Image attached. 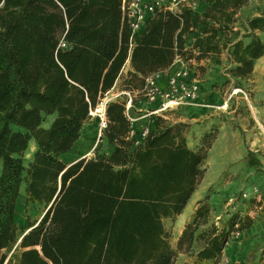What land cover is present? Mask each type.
I'll return each mask as SVG.
<instances>
[{"label":"trees","instance_id":"16d2710c","mask_svg":"<svg viewBox=\"0 0 264 264\" xmlns=\"http://www.w3.org/2000/svg\"><path fill=\"white\" fill-rule=\"evenodd\" d=\"M198 1L197 13L158 12L131 48L123 0H0V264H175L200 237L205 246L197 260L218 264L232 235L253 226L237 211L221 228L212 224L196 236L210 223L204 202L173 249L165 224L184 213L204 180L216 138L205 134L190 148L184 125L171 124L173 114L134 125L118 99L108 105L93 157L70 167L60 159L79 142L93 121L90 110L115 89L128 61L132 72L120 90L138 91L146 76L170 70L178 58L194 76V64L228 51L237 81L232 90L243 88L264 57V13L248 20L239 40L231 13L249 0ZM195 26L200 36L188 48ZM223 32L237 40L221 44ZM143 128L150 133L136 146ZM32 141L37 149L26 165ZM248 163L261 165L252 153ZM23 187L27 207L47 210L19 235ZM18 242L19 262L8 261L5 250Z\"/></svg>","mask_w":264,"mask_h":264},{"label":"rangeland","instance_id":"374dc122","mask_svg":"<svg viewBox=\"0 0 264 264\" xmlns=\"http://www.w3.org/2000/svg\"><path fill=\"white\" fill-rule=\"evenodd\" d=\"M251 1L231 13L233 32L240 34L239 40L246 33L248 20L264 13V1L254 4ZM193 30H197L196 39L200 35V27L195 26ZM227 35L226 43L231 38L230 34ZM259 36L264 43V33H259ZM231 39L237 40L233 36ZM194 66L197 68L195 77L204 89V105L173 114L171 124L184 125L182 130L189 147L193 149L199 146L205 134L215 132L216 138L204 166V180L184 213L175 223L169 221L165 224L170 243L177 250L178 240L186 225L192 222L193 216L205 202L210 207V223L201 226L196 236L207 231L212 224L221 228L227 218L237 211L253 219L250 229L232 235L218 264H264V57L256 63L253 75L240 82L243 88L238 90H232L237 81L229 74L233 65L228 51ZM236 91L238 94L234 93ZM225 104L227 108L223 109ZM89 124L98 131L95 133L98 137L96 120ZM34 144V141L30 143L25 155L26 165L31 160ZM249 153L260 162L259 167L249 166ZM18 203L21 208L16 221L18 234L21 235L22 227L27 222L39 220L47 207L44 204L27 207L24 187ZM204 246L205 241L200 237L188 253H179L175 264H212L197 260L196 256ZM22 252L19 242L5 250L8 261L14 263L19 262Z\"/></svg>","mask_w":264,"mask_h":264},{"label":"built area","instance_id":"2783aa9c","mask_svg":"<svg viewBox=\"0 0 264 264\" xmlns=\"http://www.w3.org/2000/svg\"><path fill=\"white\" fill-rule=\"evenodd\" d=\"M199 7L198 0H123L122 19L123 24L130 31L131 48L147 22L158 12L181 14L187 10L197 13ZM61 47H65V45L62 44ZM173 67L166 72H156L146 76L143 79L142 88L138 91L110 92L101 99L97 107L90 110L92 120H96L98 123L99 139L108 126V105L118 99L126 101V115L134 125L143 120H148L152 116L167 118L168 114L181 112L183 109L191 107H199V101L204 94L201 83L195 75H191L188 65L181 59L178 58ZM234 93L236 94L238 91ZM136 104L140 105L137 112L142 114L132 118L131 112ZM227 104L223 106V109L227 108ZM149 133V128H143L135 141V145L138 146L143 142ZM136 136V131L133 129L131 137L135 139Z\"/></svg>","mask_w":264,"mask_h":264},{"label":"crops","instance_id":"0c3cea01","mask_svg":"<svg viewBox=\"0 0 264 264\" xmlns=\"http://www.w3.org/2000/svg\"><path fill=\"white\" fill-rule=\"evenodd\" d=\"M261 1H264V0H252L251 3L254 4V3H257V2H261ZM253 4H251V5H253ZM240 12L243 13L242 10ZM196 32H197V30H193L190 33L189 38L187 40L188 48L192 45V42H194L195 35H196L195 33ZM227 37H228L227 33L226 32H223V33H221L219 35L218 39H219V41L221 43H226ZM173 69H174V67H173ZM130 72H132V68H131L130 61H128L127 64H126V66H125V68L123 69V71L121 73V77H120L119 81L117 82L115 89L112 92H114L117 88L119 89L118 91H121L120 90L121 85H122L123 81L125 79H127L128 74ZM171 72H172V70H171ZM236 94H238V93H236ZM204 99L205 98H204V94H203L202 97H201V99H200V101H199V104L200 105L197 108L203 107V105H204L203 103L205 102ZM230 101H231V98H230ZM225 112H228V111H225ZM95 133L97 134L98 131H96L90 124H88L85 127V130H84L83 135H82L81 139L79 140V142H77L75 144V146L73 147V149L70 152L62 155L61 158H60L61 161L63 162V164L66 167H70V166L74 165L75 163H77L78 161H80L82 159H90L91 157H93V152H94V150L96 148L97 140L99 138V136L97 137L95 135ZM36 149L37 148H36V143H35L34 146H33V148H32V153L33 154L31 155V160L33 158L34 153L36 152ZM67 159H68V162H66Z\"/></svg>","mask_w":264,"mask_h":264},{"label":"bare ground","instance_id":"6f19581e","mask_svg":"<svg viewBox=\"0 0 264 264\" xmlns=\"http://www.w3.org/2000/svg\"><path fill=\"white\" fill-rule=\"evenodd\" d=\"M195 34H196V33H195ZM190 39H191V38H190ZM193 39H194V38H193ZM94 136H95V135H94ZM22 200H23V199H22ZM22 200H21V201H22ZM20 208H21V207H20V203H19V204H18V207H17V219H18V216H19L18 214H19V212H20Z\"/></svg>","mask_w":264,"mask_h":264},{"label":"water","instance_id":"95a60500","mask_svg":"<svg viewBox=\"0 0 264 264\" xmlns=\"http://www.w3.org/2000/svg\"><path fill=\"white\" fill-rule=\"evenodd\" d=\"M21 241V240H20Z\"/></svg>","mask_w":264,"mask_h":264}]
</instances>
